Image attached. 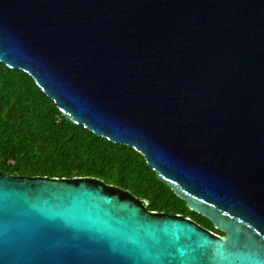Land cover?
<instances>
[{"label":"water","instance_id":"water-1","mask_svg":"<svg viewBox=\"0 0 264 264\" xmlns=\"http://www.w3.org/2000/svg\"><path fill=\"white\" fill-rule=\"evenodd\" d=\"M0 63L223 234L99 179L0 172V264H264V0H0Z\"/></svg>","mask_w":264,"mask_h":264},{"label":"trees","instance_id":"trees-1","mask_svg":"<svg viewBox=\"0 0 264 264\" xmlns=\"http://www.w3.org/2000/svg\"><path fill=\"white\" fill-rule=\"evenodd\" d=\"M0 172L18 177L99 179L146 200L150 212L181 215L223 236L160 183L142 155L72 124L29 75L2 63Z\"/></svg>","mask_w":264,"mask_h":264},{"label":"flooded vegetation","instance_id":"flooded-vegetation-1","mask_svg":"<svg viewBox=\"0 0 264 264\" xmlns=\"http://www.w3.org/2000/svg\"><path fill=\"white\" fill-rule=\"evenodd\" d=\"M206 229V228H205Z\"/></svg>","mask_w":264,"mask_h":264}]
</instances>
